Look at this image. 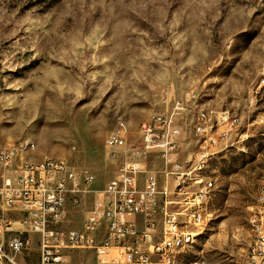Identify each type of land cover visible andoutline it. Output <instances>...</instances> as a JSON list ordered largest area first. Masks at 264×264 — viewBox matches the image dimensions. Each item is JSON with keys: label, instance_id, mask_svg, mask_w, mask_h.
<instances>
[{"label": "rangeland", "instance_id": "1", "mask_svg": "<svg viewBox=\"0 0 264 264\" xmlns=\"http://www.w3.org/2000/svg\"><path fill=\"white\" fill-rule=\"evenodd\" d=\"M178 99L182 159L198 149L199 109L239 119L231 142L203 161L213 189L179 264H242L264 187V0H0V140L24 158L63 159L99 190L117 168L105 146L117 121L135 142L139 124ZM150 168L162 176L159 160ZM92 200L74 206L70 226ZM36 249L25 264H37ZM63 264L98 263L77 249Z\"/></svg>", "mask_w": 264, "mask_h": 264}, {"label": "built area", "instance_id": "2", "mask_svg": "<svg viewBox=\"0 0 264 264\" xmlns=\"http://www.w3.org/2000/svg\"><path fill=\"white\" fill-rule=\"evenodd\" d=\"M185 108L178 99L169 111L152 114L135 142L116 124L105 146L117 168L99 190L92 189V174L63 159L45 157L33 165L22 147L0 140V264H25L34 242L38 264H63L77 249L92 251L98 264H173L205 222L213 182L202 161L230 143L239 124L227 111L199 109L193 122L198 149L182 159L177 120ZM153 159L163 167L161 177L150 168ZM90 193L82 225L70 226L74 206ZM249 214L248 230L258 227V236L249 237L242 264H264V189L257 190Z\"/></svg>", "mask_w": 264, "mask_h": 264}, {"label": "bare ground", "instance_id": "3", "mask_svg": "<svg viewBox=\"0 0 264 264\" xmlns=\"http://www.w3.org/2000/svg\"><path fill=\"white\" fill-rule=\"evenodd\" d=\"M150 117L144 121H149ZM143 122V121H142ZM117 125L119 130L122 131H126L124 122L122 120H118L117 121ZM141 125V123L139 124ZM106 140H108V137L106 138ZM46 157V159H58V158H53V157H48V156H43L39 159H34L31 160V164L33 165H40L41 162H43V159ZM202 166H203V161H202ZM259 189H264V187H261ZM250 223V215L248 218V222L247 225ZM201 230H196L194 231V233L192 235H190V243H187L184 251H179L177 252V255L175 256V258H173V264H179L180 260H181V255L186 251V249L194 242L195 238L198 236V233H200ZM258 236V227H251L249 230V237H257ZM246 254H250V247H248Z\"/></svg>", "mask_w": 264, "mask_h": 264}, {"label": "crops", "instance_id": "4", "mask_svg": "<svg viewBox=\"0 0 264 264\" xmlns=\"http://www.w3.org/2000/svg\"><path fill=\"white\" fill-rule=\"evenodd\" d=\"M9 215H11V216H15V214L14 213H10ZM33 239H34V237H33ZM34 241H35V239H34ZM33 245H36V243L34 242V244ZM32 245V246H33ZM36 247H37V245H36ZM36 252H37V249H36ZM38 255V254H37ZM38 257V256H37ZM37 264H38V261H37Z\"/></svg>", "mask_w": 264, "mask_h": 264}]
</instances>
